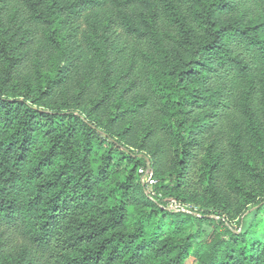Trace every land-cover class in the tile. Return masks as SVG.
<instances>
[{"label":"trees","instance_id":"16d2710c","mask_svg":"<svg viewBox=\"0 0 264 264\" xmlns=\"http://www.w3.org/2000/svg\"><path fill=\"white\" fill-rule=\"evenodd\" d=\"M263 213L264 0H0V264H264Z\"/></svg>","mask_w":264,"mask_h":264},{"label":"rangeland","instance_id":"374dc122","mask_svg":"<svg viewBox=\"0 0 264 264\" xmlns=\"http://www.w3.org/2000/svg\"><path fill=\"white\" fill-rule=\"evenodd\" d=\"M138 185L145 184L146 188L145 190L142 189V192L140 191V196H150L149 198H153L156 196V193L154 192V187H150L147 183V178L145 179V174L141 173V169L139 170V179L137 178ZM141 182V183H140ZM138 186V187H139ZM140 189V188H139ZM168 207L170 210L178 212L180 211H186V212H192L196 214H213L216 217V220L225 219L229 227H232L234 229L239 230L241 227H245L251 219H253V214L256 212V208L258 207L255 204H249L247 207H244V209H240L239 211H233L230 215H226L225 213L222 214V209H219V206H217L215 209L210 205L208 202L201 201L198 203L192 202L190 200H185L183 204L180 202H176L174 200L167 201ZM242 210V212H241ZM264 216V213L262 214ZM241 223V225H240ZM262 229V227H260ZM214 232V226L207 223V222H201L200 224H193L191 225L187 230L186 234H195L198 241H204L208 242L211 240L212 235ZM187 264H196L193 257L187 261Z\"/></svg>","mask_w":264,"mask_h":264},{"label":"built area","instance_id":"2783aa9c","mask_svg":"<svg viewBox=\"0 0 264 264\" xmlns=\"http://www.w3.org/2000/svg\"><path fill=\"white\" fill-rule=\"evenodd\" d=\"M141 173L145 174V179L147 178L148 185L153 188L157 182L154 177L153 171L151 169L141 168Z\"/></svg>","mask_w":264,"mask_h":264}]
</instances>
